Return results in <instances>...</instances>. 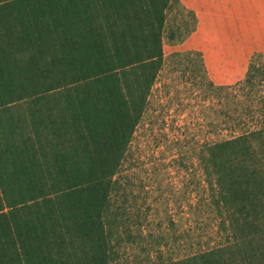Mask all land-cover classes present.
Instances as JSON below:
<instances>
[{
  "label": "trees",
  "instance_id": "16d2710c",
  "mask_svg": "<svg viewBox=\"0 0 264 264\" xmlns=\"http://www.w3.org/2000/svg\"><path fill=\"white\" fill-rule=\"evenodd\" d=\"M180 5L0 0V264H264L261 53L236 85L208 83L224 96L229 136L198 156L205 237L172 221L148 229L134 212L125 162L164 39L188 35L168 23ZM173 57L205 73L199 53Z\"/></svg>",
  "mask_w": 264,
  "mask_h": 264
},
{
  "label": "rangeland",
  "instance_id": "374dc122",
  "mask_svg": "<svg viewBox=\"0 0 264 264\" xmlns=\"http://www.w3.org/2000/svg\"><path fill=\"white\" fill-rule=\"evenodd\" d=\"M180 4L168 23L175 21L181 36L188 35L176 45L164 39L163 69L133 136L124 177L136 197L134 212L145 217L148 229L165 231L172 221L190 235L205 237L210 214L198 156L206 144L229 136L224 96L208 83L231 87L244 77L246 64L239 54L245 50L246 35L264 58V0H180ZM186 52L201 55L205 73L173 57Z\"/></svg>",
  "mask_w": 264,
  "mask_h": 264
},
{
  "label": "crops",
  "instance_id": "0c3cea01",
  "mask_svg": "<svg viewBox=\"0 0 264 264\" xmlns=\"http://www.w3.org/2000/svg\"><path fill=\"white\" fill-rule=\"evenodd\" d=\"M244 41H245V43L243 44L244 48L242 49H245V50L240 51L239 58L241 59V61H244V63L246 64L245 65V71H246L248 59L252 53L258 51L257 49L258 46L254 43L253 39L249 37V35H246L244 37Z\"/></svg>",
  "mask_w": 264,
  "mask_h": 264
}]
</instances>
